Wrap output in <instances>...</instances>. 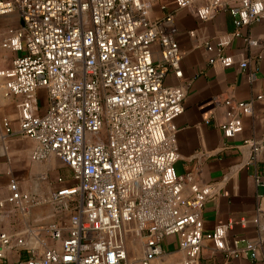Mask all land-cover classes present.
<instances>
[{"label": "built area", "instance_id": "built-area-1", "mask_svg": "<svg viewBox=\"0 0 264 264\" xmlns=\"http://www.w3.org/2000/svg\"><path fill=\"white\" fill-rule=\"evenodd\" d=\"M172 2L201 20L228 11L233 35L264 16V0ZM152 9V0H0V15L15 13L20 20L0 47L22 53L0 69V93L18 97V133L35 143L29 158L57 157L74 181L49 198L68 212L67 225H51L42 235L28 230L33 244L1 231L0 259L5 249L19 246L29 257L16 264H126L129 236L139 244V263L151 264L162 254L163 239L173 234L184 257L171 264H199L204 239L226 249L232 221L203 228L202 208L213 185H199L174 167V119L184 111L186 94L183 86L165 85L164 78L170 71L182 76V53L174 12L156 17ZM245 40L248 48L258 44ZM227 43L219 39L217 46ZM215 62L229 67L235 57L219 53L209 59ZM238 64L246 68L248 60ZM254 101L223 100L225 137L242 130ZM263 148L264 143L252 145L250 162ZM255 181L264 186V174L256 173ZM8 189L7 201L27 214L34 202L30 193L15 179ZM229 253L257 259L258 243L234 240Z\"/></svg>", "mask_w": 264, "mask_h": 264}, {"label": "crops", "instance_id": "crops-1", "mask_svg": "<svg viewBox=\"0 0 264 264\" xmlns=\"http://www.w3.org/2000/svg\"><path fill=\"white\" fill-rule=\"evenodd\" d=\"M152 3L156 17L174 12L176 40L182 53V76L170 71L164 78L165 85L183 86L186 94L184 111L174 119L178 147L175 170L179 175L190 174L199 185H213L212 195L202 208L205 231L233 222L226 249L218 250L210 240L202 241L199 264H264V186L255 181L256 173L264 174V148L250 162L252 145L264 143V16L241 27L239 35H233V19L228 11L201 20L190 9H175L172 0ZM161 4L166 5L164 10L160 9ZM19 26L17 14L0 15V39L10 28ZM246 37L257 40V46L248 48ZM219 39L228 41L221 49L217 46ZM208 44L213 45L210 51ZM219 53L234 56L235 63L229 67L209 63ZM20 54L0 47V69L9 67ZM241 59L248 60L246 68L239 66ZM259 95L263 97L258 99ZM227 98L255 99L252 113L242 117V130L232 137H225L221 129L226 119L223 100ZM17 101L14 95L0 93V232L21 235L33 244L28 230L42 235L51 225H67L68 212L58 210L49 198L55 190L71 185L72 173L63 163L61 174L58 169L52 173V168H56L53 156L40 162L29 158L35 143L18 133ZM38 107L40 113L45 111L44 100L38 99ZM11 179L18 181L21 191L32 196L34 202L27 214L7 201ZM184 192L187 193V187ZM238 239L258 243V258L230 255L233 241ZM161 246L162 254L151 264H171L183 259L178 235L166 236ZM3 253L0 264H16L29 257L19 246ZM37 253H41L40 248ZM139 258L135 264H140Z\"/></svg>", "mask_w": 264, "mask_h": 264}, {"label": "rangeland", "instance_id": "rangeland-1", "mask_svg": "<svg viewBox=\"0 0 264 264\" xmlns=\"http://www.w3.org/2000/svg\"><path fill=\"white\" fill-rule=\"evenodd\" d=\"M41 98V95H39V101H43ZM55 161H56V168L53 167L52 168V173L53 172H56V169H58L59 173H60V170H61V167L63 166L62 162L57 158L55 157ZM64 167V166H63ZM51 173V172H50ZM61 174V173H60ZM58 181V179H57ZM71 185L74 184V181L72 180L71 178V182H70ZM131 239H129V236H128V242H127V245H128V254H127V263L126 264H135L138 260V257L140 256V247H139V244H134L133 242L130 241Z\"/></svg>", "mask_w": 264, "mask_h": 264}]
</instances>
